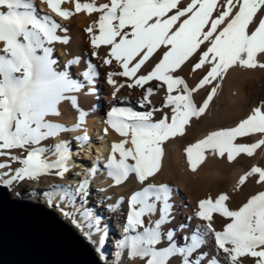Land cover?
Instances as JSON below:
<instances>
[{
  "label": "snow or ice",
  "instance_id": "1",
  "mask_svg": "<svg viewBox=\"0 0 264 264\" xmlns=\"http://www.w3.org/2000/svg\"><path fill=\"white\" fill-rule=\"evenodd\" d=\"M44 2L64 19L74 14L61 7L68 0ZM81 10L89 14L102 13L98 23L86 31L91 34L92 54L104 65L121 69L107 73V83L115 88V92L125 86L124 83L117 84L116 77H134L133 82L127 85L129 88H144L149 81H162L167 86L164 107L170 108V116L155 107L148 111L113 107L108 113L107 122L124 138L113 144L107 164L108 176L117 186L130 177L140 184L156 177L161 172L165 142L182 136L185 126L205 113L217 94L219 84L211 88L202 106H197L194 101V92L212 84L217 78L223 79L235 65L264 68V63L257 60L259 54H264V0H190L186 6L181 4V0H110V4L99 6L77 0L75 12ZM60 27L47 15L38 18L34 0H0V42L4 45L0 50V156L6 155L4 150H27L23 159L8 155L10 161L23 166L8 173L0 172V186L8 188L16 182L50 174L52 170H58L57 175L62 178L69 171L70 142L54 146L53 155L58 159L52 162L46 158L50 149L40 146L60 132L71 130L66 125L51 122L50 117L61 115L58 106L64 101L78 109L77 97L73 93L85 87L84 83L71 78L69 71L57 70V61L51 55L53 49L46 46L56 41L67 43L57 35ZM97 27L98 35L94 32ZM102 45L108 46L103 54ZM197 53L198 62L194 63L192 71L206 64L210 70L199 84L190 88L176 70ZM153 57L154 67L149 65L151 70L147 74L137 75ZM72 63L70 61L69 65ZM92 68L89 64V69ZM83 76L89 84L93 83L89 71H85ZM173 92L176 94L172 95ZM153 94L154 88L147 87L142 103L151 104L148 97ZM156 112L161 114L158 120L153 119ZM80 119L83 120L82 112ZM254 133L264 134V105L255 108L238 126L212 132L188 147V160L193 171L205 159L206 150L221 157L227 153L229 161L241 153L253 156L258 148L264 146V139L256 143L238 144L235 141L237 137H248ZM128 144L131 147H126ZM11 167L9 162L0 163V170ZM5 176L10 178L5 179ZM254 176H258V183H264V168L252 167L240 178L239 184H245L249 177ZM87 183L85 181L75 190L62 188V196L76 206L77 196L83 201L88 195L85 191ZM54 194L55 190L46 193ZM172 199L173 189L163 183H147L142 190L131 195L126 231H135L136 234L119 243L122 247H130L133 258L146 259V264H169L170 259L179 254L181 264H219L215 258L205 259L207 254L204 252L199 253V259L194 258L197 250L205 244L203 237L212 235L228 264H242L243 257L253 258L254 264H264V191L253 195L238 210L230 209L226 194H221L215 201L211 198L199 201V211L195 216L205 223L197 226L191 236V244L177 247L176 232L169 230L166 233L169 245L158 248L162 243V225L170 222L174 209L170 202ZM119 200L123 203V197ZM158 205H161L160 218L154 221V227H145L144 218L156 214ZM79 209H83L80 214L89 222L87 227L92 228L91 211L84 209L83 203ZM214 214L231 222H226L223 230H217ZM64 215L69 216L70 213L64 212ZM149 223L153 222L149 219ZM201 227L204 228L203 236ZM141 228L143 230L139 231Z\"/></svg>",
  "mask_w": 264,
  "mask_h": 264
},
{
  "label": "bare ground",
  "instance_id": "2",
  "mask_svg": "<svg viewBox=\"0 0 264 264\" xmlns=\"http://www.w3.org/2000/svg\"><path fill=\"white\" fill-rule=\"evenodd\" d=\"M76 2L77 0H68L61 5L62 8L74 13L70 18L64 19L56 15L44 0H34L38 18L47 15L55 20L61 25L57 30V35L61 40L67 41V43L56 41L51 45H46L53 49L51 55L57 61V70L69 71L71 78L85 84L80 92L73 93L77 97L78 109L72 107L68 101H64L58 106L61 115L50 117L51 122L66 125L71 130L60 132L57 136L50 138L55 142L50 148L48 160L52 162L58 159V156L53 155L55 145L63 144L65 141L70 142L68 148L71 154L67 160L69 171L65 174L64 179H51L50 187L38 190L30 188L27 190V194L24 193L23 198L15 199L39 203L53 210L90 244L102 264H120L114 258L109 261L105 257L108 247L107 242L104 241L105 233L110 232V226L115 224L124 227L122 235L116 232L113 234L118 241L135 235V231H126L127 215L131 211V195L135 191L142 190L147 183L167 184L173 189V199L170 202L174 204V209L169 218L170 222L162 225V243L157 247L169 245L170 242L166 240V233L169 230L176 232L177 247H187L191 244V236L196 232L197 226L205 223L195 216V212L199 211V201L209 198L215 201L221 194H226L229 196V201L226 203L230 209L238 210L253 195L264 191V183L257 182L258 176L249 177L245 184H239L240 178L252 167L264 168V146L258 148L251 157L241 153L232 161L227 159V153L221 157L218 153L212 154L210 150H206L205 159L198 164L195 171H193L187 155L188 147L197 144L212 132L238 126L242 120L247 119L253 113L255 108L264 105V68L250 69L235 65L228 70L223 79L217 78L212 84L205 85L204 88L194 92V101L197 106H202L204 100L207 99L208 91L211 92V88L219 84L217 94L209 103L205 113L198 119L193 118L185 126L182 136L173 137L165 142L161 172L157 173L156 177L150 178L145 184H140L130 177L128 181L117 186L114 180L108 176L107 164L112 155L113 144L119 143L124 138L107 122L108 113L113 107H131L136 111H148L155 107L170 116V108L164 107L167 103V86L162 81H149L144 88H129L127 85L133 82L134 77H116L117 84L124 83L125 86L119 92H115V88L107 83V73L121 69L104 65L101 59L92 54L94 49L90 43L91 34L86 31L94 23H98L102 13L92 12L89 14L86 10L75 12ZM79 2L95 3L97 6L110 4V0H79ZM187 3H190V0H181L182 5L186 6ZM94 32L99 34L98 27L94 29ZM3 46V42H0V50L3 49ZM107 47L101 46V54ZM198 54L190 57L180 69L176 70V74L182 76L190 88L199 84L210 70V66L206 64L201 69L192 71L193 62ZM153 59L154 57L150 58L137 75L147 74V71L151 70L149 65L154 67ZM77 60H79L78 63H76ZM257 60L264 63V54H259ZM70 61L73 62L71 65H69ZM89 64L93 66L92 69H89ZM85 71L91 73L93 83L87 82L83 76ZM149 86L154 88V94L148 97L152 103L145 105L142 101ZM175 94V92L172 93V95ZM81 112L83 120L80 119ZM160 115V112L154 113L153 119L158 120ZM106 129L107 132H105ZM84 137L87 139H82ZM260 139H264V134L254 133L248 137H237L235 143H256ZM81 147L84 148L83 154L78 151ZM126 147H131V145L128 144ZM77 153L78 158H75ZM116 156L119 159V153ZM79 159L81 161H78ZM80 164H84L85 167L78 168ZM79 169L86 170V174L78 173ZM93 170H95V174H93ZM0 172L4 173L2 170ZM4 178L10 177L5 176ZM85 181L88 182L85 185L88 195L83 201L80 196H77L76 206L69 204L68 199L62 196L61 189L68 187L75 190ZM11 187H8L10 193ZM54 190V195H46ZM11 197L14 198L12 195ZM121 197H123V203H120L119 198ZM81 203H83L84 209H88L92 213V228L87 227L89 222L85 221L80 214L83 211V209H79ZM111 205L115 207L110 209ZM160 207L161 205H158L156 214L144 218L145 227H154V221L160 218ZM64 212H69L70 215L66 216ZM214 218L216 219L214 227L217 230H223L226 222H231L228 218H219V214H214ZM149 219L153 223L150 224ZM182 225L183 228H181ZM142 230V228L139 229V231ZM200 231L203 236L204 228L201 227ZM186 236L188 239H185ZM203 238L205 244L197 250L194 258L199 259V253L204 252L207 254L205 259L211 257L217 259L219 264H228L222 250L215 245L214 236L209 235ZM121 256H124L121 264H146V259L133 258L128 246L123 248ZM181 259L177 254L170 259L169 264H181ZM241 259L242 264H254L253 258L243 257ZM69 262L74 264L71 259Z\"/></svg>",
  "mask_w": 264,
  "mask_h": 264
},
{
  "label": "water",
  "instance_id": "3",
  "mask_svg": "<svg viewBox=\"0 0 264 264\" xmlns=\"http://www.w3.org/2000/svg\"><path fill=\"white\" fill-rule=\"evenodd\" d=\"M102 264L90 244L44 205L0 186V264Z\"/></svg>",
  "mask_w": 264,
  "mask_h": 264
},
{
  "label": "rangeland",
  "instance_id": "4",
  "mask_svg": "<svg viewBox=\"0 0 264 264\" xmlns=\"http://www.w3.org/2000/svg\"><path fill=\"white\" fill-rule=\"evenodd\" d=\"M259 15V13H258ZM196 60V61H195ZM193 62V65L194 63L198 62V59L196 58ZM210 93V90L208 91V93L206 94V96H208V94ZM55 142V140L53 139H47L45 141H43L41 143V147H47V148H51L52 146V143ZM6 155H3V156H0V163L2 162H9L11 163L12 167L11 169H8V168H5L3 169L2 171H4V173H8L10 171H13L14 169L16 168H19V167H22L23 165L18 163V162H15V161H10L8 159V155H15L21 159L23 158H26L27 156V150L26 149H12V150H4ZM50 153H46V158L48 159L50 156ZM78 161H81V159H79ZM80 166L82 167H85L84 164H80ZM57 171L58 170H52V172L50 174H47V175H43L37 179H33V180H25L23 182H16L12 187H11V195L14 197V198H23L25 194H27L26 192H28L27 190H29L30 188H34V189H43V188H47V187H50V180L51 179H64V177H59L57 175ZM41 192V190H39ZM25 193V194H24ZM113 250V249H112ZM106 253V252H105ZM104 253V255H105ZM105 257L111 261L112 258H114L115 260V257H112L110 258L111 256H106ZM109 257V258H108ZM123 259H124V256H121L117 262H119L120 264L123 262Z\"/></svg>",
  "mask_w": 264,
  "mask_h": 264
}]
</instances>
